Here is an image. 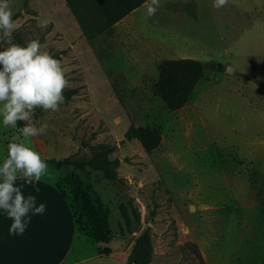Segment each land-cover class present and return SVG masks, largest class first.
Instances as JSON below:
<instances>
[{
	"label": "rangeland",
	"instance_id": "obj_1",
	"mask_svg": "<svg viewBox=\"0 0 264 264\" xmlns=\"http://www.w3.org/2000/svg\"><path fill=\"white\" fill-rule=\"evenodd\" d=\"M146 2L88 39L66 0H10L22 25L14 42L38 39L52 56L64 51L59 60L76 89L58 112L36 110L37 126L50 129L30 146L44 159L84 160L82 142L115 145L110 157L120 159L122 180L50 164L45 178L57 177L64 191L67 173L90 184L111 231L129 245L148 227L150 264H200L195 251L204 264H264V0H228L219 10L213 0H160L151 17ZM70 4L92 31L102 25L96 0ZM179 58L200 60L204 76L171 111L152 86L159 64ZM131 124L158 128L159 146L147 153L136 139L121 142ZM13 135L0 119L6 149ZM119 260L103 256L100 264Z\"/></svg>",
	"mask_w": 264,
	"mask_h": 264
},
{
	"label": "clouds",
	"instance_id": "obj_2",
	"mask_svg": "<svg viewBox=\"0 0 264 264\" xmlns=\"http://www.w3.org/2000/svg\"><path fill=\"white\" fill-rule=\"evenodd\" d=\"M228 0H213L217 10L227 6ZM147 16H154L160 0L146 2ZM10 0H0V119L5 129L14 130L7 144V156L0 164V210L12 220L9 233L22 235L30 222L29 213L42 214L43 203L37 206L36 196L25 197L18 178L26 183L39 182L48 176L49 166L41 154L30 146V139L45 135L48 123L37 126V109L58 112L65 104V90L69 87L65 69L38 39H30L22 46L13 39V33L22 25L13 19ZM46 28L47 23L40 25ZM18 122H24L23 127ZM39 189H37L38 191Z\"/></svg>",
	"mask_w": 264,
	"mask_h": 264
},
{
	"label": "trees",
	"instance_id": "obj_3",
	"mask_svg": "<svg viewBox=\"0 0 264 264\" xmlns=\"http://www.w3.org/2000/svg\"><path fill=\"white\" fill-rule=\"evenodd\" d=\"M96 1L98 2V13L102 25L97 30L92 31L74 11L70 0H66L88 39L111 27L147 0ZM17 16L18 12L13 15V19ZM63 53L64 51L55 53L53 57L60 59V55ZM203 76L204 67L198 59H164L159 64L158 76L152 86V90L168 110L174 111L180 109L188 102L195 86ZM75 93L76 89L67 88L65 90V104L70 101ZM130 139H136L143 150L149 153L159 146L161 132L154 126H135L131 124L125 131L124 139L121 142ZM81 145L88 148L89 157L87 159H77L74 158V155H70L62 159L48 158L45 161L57 169H67L72 166L74 169L84 171L88 168L93 171H99L105 180H122L117 173L120 159L110 157L115 145H107L105 143L89 144L85 142H82ZM63 180L66 185V191L60 188L59 190L62 196L67 199L79 229L94 242H108L111 238L109 210L105 207L100 197L95 194L93 187L90 184H85L73 173H67ZM120 213L124 222L128 224L129 221L124 208L120 207ZM102 252L107 253L108 248H103ZM152 253V238L147 227L134 240L126 264H150ZM195 253L200 264H204L199 252L195 251Z\"/></svg>",
	"mask_w": 264,
	"mask_h": 264
},
{
	"label": "crops",
	"instance_id": "obj_4",
	"mask_svg": "<svg viewBox=\"0 0 264 264\" xmlns=\"http://www.w3.org/2000/svg\"><path fill=\"white\" fill-rule=\"evenodd\" d=\"M0 144L6 158V146ZM49 173L53 175L50 169ZM54 178L51 181L44 177L32 184L18 178L16 184L23 186L25 197L34 195L37 206L43 203L46 207L42 214L29 213L30 222L22 235L9 233L12 220L0 210V264H100L103 256H121L116 264H126L134 241L129 245L125 235L117 236L112 231L108 242L91 240L77 226ZM113 239L118 242L114 246ZM103 248L108 252L103 253Z\"/></svg>",
	"mask_w": 264,
	"mask_h": 264
}]
</instances>
